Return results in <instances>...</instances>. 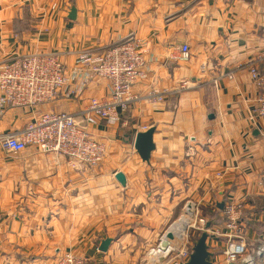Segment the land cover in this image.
Masks as SVG:
<instances>
[{"label": "crops", "instance_id": "obj_1", "mask_svg": "<svg viewBox=\"0 0 264 264\" xmlns=\"http://www.w3.org/2000/svg\"><path fill=\"white\" fill-rule=\"evenodd\" d=\"M129 34L148 41L149 74L132 89L138 99L125 125H93L107 146L99 166L74 169L33 145L18 155L0 149V264H56L66 250L93 264H144L190 201L216 226L222 203L242 201L248 241L264 228V119L244 66L264 50V0H0V63L55 51L70 69L79 52L100 53ZM182 45L189 59L168 58ZM153 90L170 93L155 103ZM107 92L96 78L77 102L10 107L0 132L21 130L44 111L75 112ZM143 125L155 128L149 161L134 146ZM224 236L208 240L217 264H225Z\"/></svg>", "mask_w": 264, "mask_h": 264}, {"label": "built area", "instance_id": "obj_2", "mask_svg": "<svg viewBox=\"0 0 264 264\" xmlns=\"http://www.w3.org/2000/svg\"><path fill=\"white\" fill-rule=\"evenodd\" d=\"M148 48L146 39L129 34L100 53L79 52L70 69H67L61 54L55 51H35L1 62L0 117L10 107L30 110L57 99L77 102L83 99V93L96 78L107 83L108 92L102 97H89L84 106L75 112L44 111L21 130L0 132V149L18 155L33 145L39 152L51 154L54 158L64 157L74 169L99 166L105 159L107 146L94 135L92 127L98 120L109 125H125L122 114L138 99L132 89L148 78ZM190 57L188 45L179 47L178 55L168 54L170 59L187 60ZM244 66L249 69L259 89L255 112L264 119V50ZM234 75V70L225 73L228 78ZM169 93L168 90H153L148 97L159 103ZM140 128V131H146L149 126ZM223 215L222 226L211 224L206 229L208 221L199 215L196 206L194 217L197 225L189 226L186 233L181 235V247L169 246L162 250L161 238L150 246L145 264H185L195 242L190 228L200 232L207 230L209 239L223 237L225 232L226 241L222 250L225 264H264V228L258 233L256 241H248L244 203L237 200L224 203ZM250 243H257L258 247L250 251ZM56 264H93V261L84 253L66 250Z\"/></svg>", "mask_w": 264, "mask_h": 264}, {"label": "water", "instance_id": "obj_3", "mask_svg": "<svg viewBox=\"0 0 264 264\" xmlns=\"http://www.w3.org/2000/svg\"><path fill=\"white\" fill-rule=\"evenodd\" d=\"M76 15V7H72L70 18L75 19ZM155 132V128L151 127L146 131H140L137 133L135 137L134 146L144 161H149L151 152L155 148V144L153 141V134ZM116 178L119 182L125 186L127 184L126 176L123 172H117ZM221 208L224 207V203L220 205ZM196 209V204L190 201L185 209V213L193 215ZM211 226V223L208 222L206 224V229ZM181 238V234L178 231H172L169 228L161 239L160 248L162 250H166L169 246H175L177 248L181 247V243L179 239ZM209 240V232L204 230L201 232L198 239L195 240L192 252L190 254L189 260L185 264H217L213 262V259L216 256L215 252L211 251V246L208 243ZM111 243V238H106L101 245L102 251H107L109 245Z\"/></svg>", "mask_w": 264, "mask_h": 264}, {"label": "bare ground", "instance_id": "obj_4", "mask_svg": "<svg viewBox=\"0 0 264 264\" xmlns=\"http://www.w3.org/2000/svg\"><path fill=\"white\" fill-rule=\"evenodd\" d=\"M193 219H195L194 221H196L194 214L193 215H190L188 213L183 214L182 217L177 222H175V224H173L172 227L170 228L172 231H178L181 235H183L186 233L189 225L190 226L194 225L191 223ZM195 224L197 225V221L195 222Z\"/></svg>", "mask_w": 264, "mask_h": 264}, {"label": "rangeland", "instance_id": "obj_5", "mask_svg": "<svg viewBox=\"0 0 264 264\" xmlns=\"http://www.w3.org/2000/svg\"><path fill=\"white\" fill-rule=\"evenodd\" d=\"M122 117H123V114H122ZM107 124V123H106ZM107 154V153H106ZM51 155V154H50ZM106 157V156H105ZM202 216V215H201ZM179 220V219H178ZM177 220V221H178ZM195 219H193V221L191 222L192 224H195L196 221H194ZM190 226V225H189ZM190 234L192 235V240H196L198 239V237L200 236L201 232L196 230L195 228H190ZM245 233H246V230H245ZM247 236V235H246ZM252 244V243H251ZM258 246L257 243L254 244V246H252L253 249H255L256 247ZM255 247V248H254ZM150 248V247H149ZM149 248L145 251V253L143 254V256H145V261H144V264L146 263V256H147V253H148V250Z\"/></svg>", "mask_w": 264, "mask_h": 264}]
</instances>
